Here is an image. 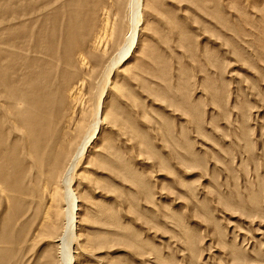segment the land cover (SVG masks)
Segmentation results:
<instances>
[{
  "label": "rangeland",
  "instance_id": "obj_1",
  "mask_svg": "<svg viewBox=\"0 0 264 264\" xmlns=\"http://www.w3.org/2000/svg\"><path fill=\"white\" fill-rule=\"evenodd\" d=\"M117 1L0 0V91L71 83L85 109L107 61L126 48L123 6L112 15L118 37L105 30L100 55L88 49ZM145 4L108 84L103 112L113 124L73 181L71 262L264 264V0ZM71 17L81 24L77 38L65 36ZM0 118L4 146H21L22 130ZM0 192V264L64 262L41 218L15 213L1 183Z\"/></svg>",
  "mask_w": 264,
  "mask_h": 264
},
{
  "label": "bare ground",
  "instance_id": "obj_2",
  "mask_svg": "<svg viewBox=\"0 0 264 264\" xmlns=\"http://www.w3.org/2000/svg\"><path fill=\"white\" fill-rule=\"evenodd\" d=\"M38 1L48 3L51 0ZM119 1L117 3L108 2L110 3L109 10L104 11L99 20L101 29L89 43L88 49L92 52L91 58L101 53V42L105 37V30H111L112 39L118 37L119 32L115 30L112 15L114 14L113 9L123 6L128 14L124 35L126 48L124 47L125 49H122L119 56H116V60L115 58L114 61L110 59L109 62L107 61L108 64L104 65L105 70L102 77L94 83L93 95L88 98L86 104L83 103L85 109L82 108L84 106L80 102L82 99L80 100L79 97L78 85L72 87L71 83L63 87L64 91L58 92L52 90L37 92L36 86L31 83L22 85L18 90L7 88L5 91H0V116L4 117L7 114L10 118L8 119L9 124H6L8 125L7 130L11 131L12 127L23 132L21 146L13 143V146L5 147L6 132L4 134L0 127V183L7 190L4 197L9 204L16 207V210L15 207L12 209L15 213L21 215V212L25 211L24 208H28L27 214L41 218L39 230L46 228L44 233L46 232V236L51 241L52 248H64V250L60 249L61 258L64 261L61 264H72L70 247L75 240L74 226L76 211H78L73 181L78 176H82L80 169L84 163L83 159L93 152V146L99 141L98 136L102 133V128H110L109 125L113 124V117H107L103 112L107 93L111 91V86L108 84L114 70L126 60L128 57L126 54L129 55L127 51L133 47V38L139 24L141 25L140 13L146 5L145 0H122L120 4ZM76 20L78 18L67 22L66 32L64 31L67 38L74 36L77 38V31L81 24ZM49 33L54 36L55 30H50ZM129 34L130 37H127ZM103 48L105 53V47ZM52 58L49 60H53ZM78 59L76 60L77 67H86L87 59L85 61H78ZM69 60L72 63V60ZM80 82L85 83L83 78ZM90 92L92 93V90ZM79 110L81 111L78 112ZM79 114L80 118L77 120ZM4 166L10 168L11 172L3 173ZM16 177L18 179H15ZM21 178L28 180L26 188L23 186L26 182L23 183Z\"/></svg>",
  "mask_w": 264,
  "mask_h": 264
}]
</instances>
